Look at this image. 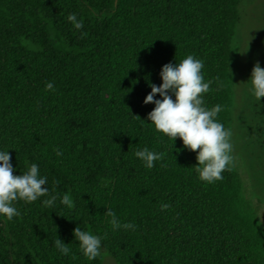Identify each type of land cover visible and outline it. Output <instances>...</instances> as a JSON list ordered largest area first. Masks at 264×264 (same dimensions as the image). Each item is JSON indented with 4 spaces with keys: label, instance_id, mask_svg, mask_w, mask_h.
<instances>
[{
    "label": "trees",
    "instance_id": "16d2710c",
    "mask_svg": "<svg viewBox=\"0 0 264 264\" xmlns=\"http://www.w3.org/2000/svg\"><path fill=\"white\" fill-rule=\"evenodd\" d=\"M244 1L0 0V150L13 175L36 163L49 190L14 201L11 220L0 215V264H103L101 253L83 255L76 227L101 236L118 264H264V225L234 158L221 180L201 181L196 152L156 131L147 120L155 105L143 103L163 65L203 60L205 106H222L217 119L252 167L236 117ZM247 102L243 117L255 111L264 151V98ZM145 147L164 153L151 169L135 156ZM107 208L135 230L113 231Z\"/></svg>",
    "mask_w": 264,
    "mask_h": 264
},
{
    "label": "clouds",
    "instance_id": "9594fccd",
    "mask_svg": "<svg viewBox=\"0 0 264 264\" xmlns=\"http://www.w3.org/2000/svg\"><path fill=\"white\" fill-rule=\"evenodd\" d=\"M75 29L84 27L82 20L75 13L67 16ZM204 62L192 55L179 62L167 63L159 73L162 83L157 86L149 82L151 91L145 96L144 104H154V109L148 113L147 120L154 125L156 131L174 140L179 137L183 146L196 152L197 165L195 170L198 178L207 183L221 180L222 173L232 163L231 143L232 131L226 128L218 119L222 106L216 104L211 108L205 106L203 94L209 92L212 81H205L202 69ZM256 100L264 98V67L259 62L252 69L248 82ZM52 82L46 84L47 90H52ZM159 94L160 99L156 96ZM174 97V99H173ZM199 149V151H197ZM57 155H62L57 152ZM146 168H153L154 162L161 161L164 153L145 147L135 152ZM15 168L11 163L9 151L0 150V215L11 220L19 213L13 205L14 201H37L49 194L46 187L47 177L41 175L36 163H32L22 175H13ZM56 195H50L42 201L47 207H52L57 200ZM69 197L63 196L61 203L68 205ZM170 205L162 204L161 209ZM111 219L109 223L113 231L118 229L135 230L133 223H122L112 209L105 212ZM80 250L88 260H94L101 253L102 237L76 227L73 230ZM55 247L62 255H69L71 249L62 240H55Z\"/></svg>",
    "mask_w": 264,
    "mask_h": 264
},
{
    "label": "rangeland",
    "instance_id": "374dc122",
    "mask_svg": "<svg viewBox=\"0 0 264 264\" xmlns=\"http://www.w3.org/2000/svg\"><path fill=\"white\" fill-rule=\"evenodd\" d=\"M241 29V47L237 48L238 61L236 63V117L238 118V126H246L245 140L249 147L248 155L251 157L252 167L248 165L241 152L236 148L237 142L233 146L232 155L244 180L247 197L253 202L264 225V151L260 148L257 127H255L258 119L255 111H251L244 118L242 109V104H249L248 99L252 102L258 101L252 94L251 85L248 82L252 69L257 62L264 67V0H245L243 2L241 6ZM239 118H243L241 122ZM239 132L237 131V140L241 145L243 134ZM232 141L233 143L236 141L235 132ZM240 149L242 153L243 150L246 152L244 146H241ZM101 255L103 264H118L108 252L102 250Z\"/></svg>",
    "mask_w": 264,
    "mask_h": 264
}]
</instances>
